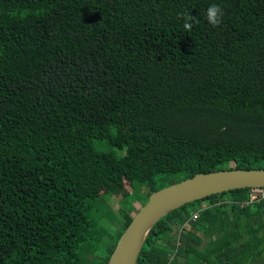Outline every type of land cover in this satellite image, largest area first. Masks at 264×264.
<instances>
[{
	"label": "trees",
	"instance_id": "obj_1",
	"mask_svg": "<svg viewBox=\"0 0 264 264\" xmlns=\"http://www.w3.org/2000/svg\"><path fill=\"white\" fill-rule=\"evenodd\" d=\"M228 168H264V0H0V264H107L134 214L101 227L102 187ZM251 190L172 210L136 264H264Z\"/></svg>",
	"mask_w": 264,
	"mask_h": 264
},
{
	"label": "water",
	"instance_id": "obj_2",
	"mask_svg": "<svg viewBox=\"0 0 264 264\" xmlns=\"http://www.w3.org/2000/svg\"><path fill=\"white\" fill-rule=\"evenodd\" d=\"M264 188V168H228L198 172L153 191L121 233L107 264H136L152 227L178 207L238 188Z\"/></svg>",
	"mask_w": 264,
	"mask_h": 264
},
{
	"label": "rangeland",
	"instance_id": "obj_3",
	"mask_svg": "<svg viewBox=\"0 0 264 264\" xmlns=\"http://www.w3.org/2000/svg\"><path fill=\"white\" fill-rule=\"evenodd\" d=\"M257 191L260 190H251V196L254 195H260L261 193H257ZM264 192V191H260ZM145 197H140L135 199L133 202V196H132V191L129 185L127 184L126 180L121 181L119 184L114 185L113 187H102L98 193V200H99V205H98V210L100 215L102 217L99 219V224L102 227V225H105V220H107L109 213L111 215H114L115 218L122 216V211L125 210L129 212L130 214H135L138 209L146 202ZM206 204L204 203V206ZM109 209V210H108ZM134 216V215H133ZM97 238H102V231L99 230L96 232ZM103 240L105 238H102ZM95 245V251L90 253L94 254V256L98 255V252L100 250V243L94 242ZM104 251V250H103ZM102 251V252H103ZM102 254V253H101ZM100 254V255H101ZM106 253L103 252V256L101 257L105 258ZM97 263V262H95Z\"/></svg>",
	"mask_w": 264,
	"mask_h": 264
},
{
	"label": "clouds",
	"instance_id": "obj_4",
	"mask_svg": "<svg viewBox=\"0 0 264 264\" xmlns=\"http://www.w3.org/2000/svg\"><path fill=\"white\" fill-rule=\"evenodd\" d=\"M224 14V10L218 4H211L206 12L207 20L213 26H218L222 23V17ZM183 19L184 24L183 27L186 31H191L193 24L198 23L197 18L187 12L179 14Z\"/></svg>",
	"mask_w": 264,
	"mask_h": 264
},
{
	"label": "built area",
	"instance_id": "obj_5",
	"mask_svg": "<svg viewBox=\"0 0 264 264\" xmlns=\"http://www.w3.org/2000/svg\"><path fill=\"white\" fill-rule=\"evenodd\" d=\"M253 189H255V190H260V191H264V189L263 188H252V190ZM260 191H257V193H261L260 195H254V196H251V199H255V198H257V196H261V197H263L264 198V192H260ZM198 212H194L193 214H192V219H196L197 217H198ZM185 226H187V224H185Z\"/></svg>",
	"mask_w": 264,
	"mask_h": 264
}]
</instances>
